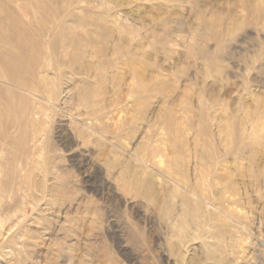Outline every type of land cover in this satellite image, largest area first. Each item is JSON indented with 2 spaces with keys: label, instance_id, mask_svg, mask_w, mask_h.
<instances>
[{
  "label": "rangeland",
  "instance_id": "1",
  "mask_svg": "<svg viewBox=\"0 0 264 264\" xmlns=\"http://www.w3.org/2000/svg\"><path fill=\"white\" fill-rule=\"evenodd\" d=\"M0 264H264V0H0Z\"/></svg>",
  "mask_w": 264,
  "mask_h": 264
},
{
  "label": "bare ground",
  "instance_id": "2",
  "mask_svg": "<svg viewBox=\"0 0 264 264\" xmlns=\"http://www.w3.org/2000/svg\"><path fill=\"white\" fill-rule=\"evenodd\" d=\"M82 1V0H81ZM36 12V11H35ZM18 88V87H17ZM20 88V87H19ZM206 203V202H205ZM212 207V206H211ZM214 207V206H213Z\"/></svg>",
  "mask_w": 264,
  "mask_h": 264
}]
</instances>
